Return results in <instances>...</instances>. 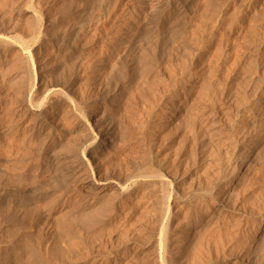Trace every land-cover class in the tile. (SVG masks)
Instances as JSON below:
<instances>
[{"label": "rangeland", "instance_id": "obj_1", "mask_svg": "<svg viewBox=\"0 0 264 264\" xmlns=\"http://www.w3.org/2000/svg\"><path fill=\"white\" fill-rule=\"evenodd\" d=\"M29 1L0 0V31L6 35L26 37L29 31L27 26L33 21L30 18L32 13L41 12L44 13L42 24L45 27L47 24L45 30L52 32L46 31L48 35L65 41L68 30H74L77 34L75 40L71 41L74 50L71 55L67 53L68 49L64 53L63 48L59 53L62 55L56 56L59 62L54 58L36 66L40 67L45 81H52L56 76L52 75L51 70L64 61V69L68 68V72L71 70L69 74L76 75V86L84 92L86 110H90V120L95 129L115 128L119 142L116 140L114 148L117 149H113L111 159H107L101 169L108 181L125 180L157 156L167 171L172 174L177 171L175 177L179 186V155L191 150L195 143H198L195 145L199 153L207 151L209 140L205 132L212 130L214 138L215 131L226 125L227 104L233 103L239 94L254 90L264 101V0H249L248 5H244L245 0H186L188 15L193 10L194 15L191 13L192 18L186 15V19L181 20L187 31L183 30L181 34L182 38L184 36L183 42L178 35L172 41L175 43L169 52L171 43L166 36L169 45L165 48L166 54L152 62L149 59L150 62L146 61V53L144 56L143 49L136 43L121 46L119 52L113 45L129 23L127 21L134 19V9L140 0H121L118 6L114 5V0L107 2L109 6L106 1L91 0L89 9L83 0ZM167 1L153 3L158 4L159 8L148 14L150 16L146 22H139V36L151 34L158 25L167 24L161 17L165 6L172 9L175 15L173 20L178 18L176 9L179 2ZM216 19H220V24L214 23ZM141 24H145L143 28ZM208 32H212V42L208 50L202 52L196 48L200 47L201 38ZM192 37L197 38L196 46H199L193 49L196 53L193 58L188 55V42ZM11 53L7 59H13ZM12 65L13 62H10L0 68L3 69L1 72H5L6 67H10L6 69V72L9 71L7 79L16 74ZM172 96L179 99V105L170 103ZM156 117L162 121L158 123ZM69 135L68 141L72 144L84 139L83 133L74 130H70ZM179 144L184 145V150L188 147L186 151L179 148ZM249 144L238 154L240 161L263 149L264 140L259 142L256 137ZM263 160L264 157L260 161L263 165L259 164L257 171L264 166ZM198 162L194 165L189 163V167L184 164L186 178L193 172L197 177L200 173L203 175L200 172L203 170L197 171L201 164ZM42 178L35 183L36 190H39L35 191L38 192L35 196L39 199L34 200L28 209H19L18 215L24 220V223L21 222L25 226H22L23 229L16 227L22 224L3 222L0 218V264H147L145 249L148 240L143 238L147 239L158 232L157 226L147 223V201L139 200L136 195L118 202L114 199V192L105 186L106 183L92 185L88 178L84 183L74 182L67 189L52 193L43 187L47 177ZM21 193L23 199L34 195L30 188H25ZM11 195L8 198H12ZM245 197L240 198L238 206L245 209L242 214H250L253 206L245 201L249 202ZM109 199L113 203L106 210L104 207ZM177 201L176 205L179 206V197ZM240 211H231L230 217L237 218ZM92 213H98L99 220L97 218L83 224L81 219ZM177 215L175 228L179 236V210ZM242 227L247 228L248 225L243 224ZM255 246L251 245L248 254L251 263L264 264V241L253 249ZM115 253L119 254L116 260L112 256Z\"/></svg>", "mask_w": 264, "mask_h": 264}, {"label": "bare ground", "instance_id": "obj_2", "mask_svg": "<svg viewBox=\"0 0 264 264\" xmlns=\"http://www.w3.org/2000/svg\"><path fill=\"white\" fill-rule=\"evenodd\" d=\"M83 1L87 9L92 6L93 0ZM102 1H106L107 4L111 0ZM155 1L158 3L163 0L137 1L139 3H136L134 9L136 10L134 19L132 22L130 20L127 21L129 23L126 22L123 33L113 44L116 51L123 45L136 43L143 49L144 56L146 53V61L149 59L152 62L166 54L165 48L169 46L167 41L171 43H168L171 45L168 50L170 52L173 49L172 44L175 43L172 41H175L178 35L180 39L182 38L185 25H182L181 20L189 14L186 0H176L179 2V8L176 9L177 19L173 20L172 9L162 6L164 9L161 17L167 24L158 25L146 36L138 35L139 22L147 20L150 12L158 10L159 3L154 5ZM113 2L118 6L121 0ZM244 2V5H248L249 0ZM28 6L30 8V5ZM43 14L32 13L30 18H33V21L29 26L26 25L29 27L26 37L25 33L22 34L24 37H19L6 35L0 31V68L13 62L12 66L16 69V74L8 77L9 79H7L9 71L6 72V69L10 67L5 66V72L0 71V218L4 220L3 222L14 221L15 225L22 224L24 220L18 215L19 209H28L34 200L39 199L35 196L38 193L35 191H39L36 190L35 183L43 176L47 177L43 187L52 193L67 189L74 182L84 183L88 178L92 185L106 183L105 186L114 192V199L118 202L136 195L139 196V200L148 202L145 209V215L149 217L147 223L157 226L158 232L153 235L154 237L143 238L148 240L145 249L148 254L147 264H253L248 256L250 247L258 246L264 241V173H261L264 169L258 172L264 166L257 171V166L263 165L260 161L264 157V147L252 155L253 157L249 155L251 157L245 161H240L238 154L243 148L250 146L249 142L252 139L258 137L259 142L264 140V101L259 92L253 89L254 92L241 93L235 97L233 103L227 104L226 125L215 131L214 138L212 130L205 132L209 140L207 151L199 153L196 147L198 143L195 142L196 145L194 144L189 151H186L188 148L186 146L190 145H186L184 150L182 147L184 145L179 144V148L182 147L186 151L179 155V186L175 177L177 171L174 174L167 171L157 156L152 157L138 173L130 175L125 180L108 181V178L102 175L101 169L106 165L111 153L117 149L114 147L118 134L115 133V128L102 129L99 126V129H95L96 126L92 125L90 110H86L84 92L76 86V75L69 74L71 70L68 72V68L64 69L66 65L62 59L63 63L51 70L52 75L56 76L55 79L44 80V74L42 75L40 67L36 65L54 58L58 61L56 56L62 55L59 53L63 48L64 53L68 49L67 53L71 55L74 51L71 41L75 40L77 34L74 30H68L65 41L48 35L46 32L48 30H45L47 24L46 27L42 24ZM190 15L188 16L192 18ZM214 23L220 24V19H216ZM144 25L140 27L143 28ZM212 38V32H208L201 38L199 47L196 46L197 38L192 37L188 42L190 45L188 55L193 58L196 47L206 52ZM183 39L184 36L181 42ZM11 51L13 59H7ZM169 100L174 106L179 105L176 96ZM25 119L27 123L24 124ZM157 120L158 123L162 121L160 118ZM70 130L83 133L84 139L72 144L68 141ZM197 162L201 163L197 171L203 170L200 171L203 175L200 173L197 177L193 172L196 178L190 179L193 175L189 174L188 181L185 177L186 171L183 170L184 164L189 167V163ZM25 188L33 190L34 195L23 199L20 193ZM9 194H12V198H8ZM242 196L248 197L249 202L245 201L253 206L250 214L243 213L247 216L242 214L245 209L242 210L238 206ZM178 197L179 206L176 205ZM112 203L109 199L104 208L109 209ZM9 206L14 207H11L13 208L11 213ZM243 207L245 208V204ZM178 210L179 236L175 228ZM231 211L240 213L233 219L230 217ZM98 217V213H92L81 220L83 224H87V221L97 220ZM243 224L248 227L243 228ZM22 226L24 224L16 227L21 230L25 227ZM256 246L253 249H257ZM118 255L115 253L112 256L116 260Z\"/></svg>", "mask_w": 264, "mask_h": 264}]
</instances>
